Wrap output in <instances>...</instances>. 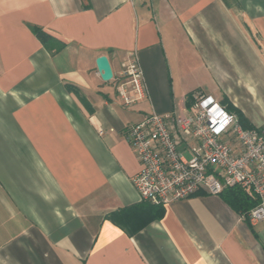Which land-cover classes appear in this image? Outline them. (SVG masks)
Masks as SVG:
<instances>
[{
	"label": "crops",
	"instance_id": "0c3cea01",
	"mask_svg": "<svg viewBox=\"0 0 264 264\" xmlns=\"http://www.w3.org/2000/svg\"><path fill=\"white\" fill-rule=\"evenodd\" d=\"M197 91L264 125V0H0V264H264L229 188L154 205L132 182L125 128Z\"/></svg>",
	"mask_w": 264,
	"mask_h": 264
},
{
	"label": "built area",
	"instance_id": "2783aa9c",
	"mask_svg": "<svg viewBox=\"0 0 264 264\" xmlns=\"http://www.w3.org/2000/svg\"><path fill=\"white\" fill-rule=\"evenodd\" d=\"M119 80L125 104L144 96V73L136 61ZM125 134L140 161L132 182L143 200L167 205L200 191L218 195L238 187L256 199L243 217L251 223L264 219V125L245 127L226 104L197 91L189 113H149Z\"/></svg>",
	"mask_w": 264,
	"mask_h": 264
},
{
	"label": "trees",
	"instance_id": "16d2710c",
	"mask_svg": "<svg viewBox=\"0 0 264 264\" xmlns=\"http://www.w3.org/2000/svg\"><path fill=\"white\" fill-rule=\"evenodd\" d=\"M225 104L228 106V108L234 110L239 115V118L245 127L251 126V124L246 120L243 113L239 109L235 108L229 103ZM229 189L231 190V195H233V197L228 199L232 204H237L239 207H242L245 211H248L251 207L256 204V199L248 191H245L238 187H231ZM114 215L115 213L110 214V217Z\"/></svg>",
	"mask_w": 264,
	"mask_h": 264
},
{
	"label": "water",
	"instance_id": "95a60500",
	"mask_svg": "<svg viewBox=\"0 0 264 264\" xmlns=\"http://www.w3.org/2000/svg\"><path fill=\"white\" fill-rule=\"evenodd\" d=\"M97 67L103 80L110 81L113 78L114 72L106 55H101L97 58Z\"/></svg>",
	"mask_w": 264,
	"mask_h": 264
}]
</instances>
